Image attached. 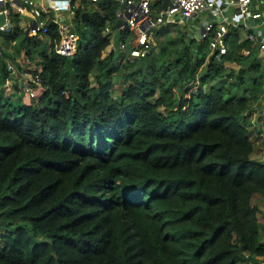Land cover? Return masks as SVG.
<instances>
[{"label": "trees", "instance_id": "obj_1", "mask_svg": "<svg viewBox=\"0 0 264 264\" xmlns=\"http://www.w3.org/2000/svg\"><path fill=\"white\" fill-rule=\"evenodd\" d=\"M81 3L74 21L85 32L75 25L71 58L53 51V26L33 38L14 26L3 38L42 66L33 97L4 96L7 62L20 61L0 46V264L264 260L254 202L264 203V161L252 157L244 123L262 91L251 43L230 29L217 61L208 40L182 36L172 60L150 45L133 64H117L102 55L119 4ZM134 38L124 30L128 52ZM116 77L126 82L114 90Z\"/></svg>", "mask_w": 264, "mask_h": 264}, {"label": "built area", "instance_id": "obj_2", "mask_svg": "<svg viewBox=\"0 0 264 264\" xmlns=\"http://www.w3.org/2000/svg\"><path fill=\"white\" fill-rule=\"evenodd\" d=\"M76 0H0V15L4 16V23L0 24V46L3 38L15 30L10 19L11 12L8 6L17 8L20 14L28 12L33 21L26 26L29 36H42L50 32L51 23L55 28L56 38L53 41V51L61 57H73L77 52L78 35L75 31L74 17ZM97 0H92L96 2ZM124 6V11H118L117 15L122 19L120 29H132L136 33V46L129 51L130 58L139 59L148 54L151 44L152 30L163 22L172 23L176 19H193L196 16L211 11L217 14V0H166L167 5L156 14L152 8L153 0H114ZM255 0H236L237 11L235 17L243 19L238 22H230L223 17L217 23L208 40V48L219 58L226 53L224 40L228 31H238L240 27H247L248 8ZM49 15V20L46 18ZM247 39L253 43H259V48L264 50V36L259 33L248 34ZM124 47V46H122ZM9 79L16 70L11 62H7ZM34 81H39V76H34ZM9 81V80H8ZM23 92L34 96V89L26 85ZM69 97L70 92H63ZM264 98V95H263ZM258 264H264V260Z\"/></svg>", "mask_w": 264, "mask_h": 264}, {"label": "crops", "instance_id": "obj_3", "mask_svg": "<svg viewBox=\"0 0 264 264\" xmlns=\"http://www.w3.org/2000/svg\"><path fill=\"white\" fill-rule=\"evenodd\" d=\"M154 2L155 0H153V3ZM167 4L168 3L166 0H162V4L159 7L153 8L154 13L157 14L159 10L166 7ZM75 6L83 7L81 0H76ZM119 7L116 10L117 28L114 29L111 26H107L105 28L104 35H106V37L109 38L110 44L107 46V48L104 51L107 50L108 52V56L106 59H108L111 56V54H113L117 58V61L121 63L122 61H126V60L129 61L132 59L130 58L129 52H128L130 41L125 42L122 40L124 30L126 29L119 28V25L122 21V19L117 15L118 11H121ZM236 11H237L236 0H217V14L216 15H214V13H212L211 11H206L196 16L193 19H187V20L186 19L185 20L176 19L172 23L163 22L152 30L151 40H153V38L160 39L161 37H164V38L170 37L168 39V42H169L170 40H172V38H175V40L177 41L179 37L183 36V37H186L185 39H187L188 41L193 40L196 44H199L201 42H204L210 39L212 31L217 27L218 21H220L223 17H225L228 21L232 23L238 22L239 20L240 22H242L243 19H239L234 16ZM46 18L49 19V16H47ZM15 19L17 20V24H18L17 26L19 30H21L26 35V37H29L26 31V26L30 24L33 20H31L30 22L24 23V22H21L18 16H15ZM185 21L186 22L188 21L187 28L182 24ZM82 22L84 23L85 21H83L82 19ZM247 24H248L247 27L242 26L239 28L238 31H236L237 36H238V43L249 41L247 37H248V34L250 33L255 34V33L260 32L262 36H264V0H255L249 6ZM134 34H135L134 39L136 42V33L134 32ZM249 42L251 43V48L255 49L256 51V63L258 65V71L262 75V79H261L262 80V86H261L262 91L255 101L251 100V109L247 111V113L245 114L244 123L251 132V139L254 144V151H253L252 157L255 159L264 161V98H263V95H264V50H261L259 48L258 42L257 43H253L251 41ZM5 43L7 44L12 43L13 45H15L16 40H9L6 42L3 40L1 42V47H2V44H4L3 46L6 47L7 44ZM5 47L4 49L8 50ZM242 52L244 55H247L249 50L243 49ZM102 59L106 60L103 55H102ZM14 64L16 65V68L18 70L16 69V72L12 76V78H10L11 79L10 81H8L9 80V76H8L5 87L6 88L9 87L10 82H11L12 94H14L15 96L19 94L20 96L23 93V88L26 85H28L27 83H25V81H28L27 76L34 77L35 75L40 74L42 70L41 69L42 66L36 65L37 68H40L38 69V71H34V70L29 71V68L25 70L22 65L15 63V62ZM231 66H232L231 68H233L235 71H238L239 69L238 65L232 64ZM90 79H93V77L91 76ZM255 142L257 143V145ZM254 200H255L254 202L258 204L259 209H260L259 221L261 224L262 242L264 243V203L259 197H255ZM260 261H261V258L257 257L255 263L250 262V261H244L238 264H258Z\"/></svg>", "mask_w": 264, "mask_h": 264}, {"label": "rangeland", "instance_id": "obj_4", "mask_svg": "<svg viewBox=\"0 0 264 264\" xmlns=\"http://www.w3.org/2000/svg\"><path fill=\"white\" fill-rule=\"evenodd\" d=\"M90 1V0H89ZM97 2H98V0L96 1V2H94V5H97ZM121 10H123L124 11V6H122V5H120V7H119ZM8 9L10 10V12H11V15H10V19H11V21H12V23L14 24V26H17L18 24H17V20L15 19V16H18L19 17V19L21 20V22H24V23H27V22H30L31 20H33V18L31 17V15H29L27 12L25 13V14H19V12L17 11V8H15V7H10V6H8ZM186 28H187V26H188V21L186 22H183L182 23ZM74 25H78V27H79V30H80V32H85L84 30H85V28L83 27V26H79V24L77 23V22H75L74 21ZM30 38H33V37H37V36H29ZM170 37H161L160 39L158 38V39H155V38H153V40H151V44L150 45H155V55H157L158 56V58H160L161 59V56H160V54H161V52L163 51V50H165V52H166V54H168L169 56H170V59L172 60V57L174 56V49H176V43H177V41L175 40V38H172V40H170V41H172V42H174L173 44L174 45H172V47H166V48H163L164 47V44L166 45L167 43H168V39H169ZM155 39V40H154ZM154 41H156V42H154ZM169 41V42H170ZM5 44H7V43H5ZM4 44H2V47L4 48L5 46H3ZM6 49H8L7 51H9V52H11L13 55H14V58H16V60H18V61H20V65H22L23 66V68L26 70L27 68H29V71H32V70H34V71H38V69H40V68H37L36 67V64H35V62L34 61H32L31 59H29L28 57H26V53L24 52V51H18L17 49H16V44L15 45H13L12 43H8L7 45H6V47H5ZM198 55L199 54H197V50H195V57H198ZM103 56L105 57V59L107 58V56H108V52H107V50L106 51H104V53H103ZM32 58H34V59H38V55L35 53V54H33V56H32ZM217 59V61H219L218 60V58H216ZM130 61V63L131 64H133L135 61H136V59H134L133 61L132 60H129ZM10 62V61H9ZM123 62V61H122ZM117 64L118 63H120L119 61H117L116 62ZM11 64H13L14 65V67H15V70L17 69L16 68V65L14 64V62H12L11 61ZM122 64V63H121ZM137 65V64H136ZM232 63H228V62H226L225 64H224V67L226 68V69H229V68H231L232 66ZM236 65V64H235ZM37 68V69H36ZM42 69V68H41ZM123 69V76L125 75L126 76V74L128 73V69H125V68H122ZM18 70V69H17ZM42 71V70H41ZM41 73V72H40ZM14 75V74H13ZM38 76H39V74H37ZM138 77H140V76H138ZM12 78V77H11ZM34 79V77L32 76V77H29V76H27V80L28 81H25V83H27L28 85H31V83L34 81L33 80ZM11 79H9V81H10ZM115 80H116V82L114 83V90H117L118 89V87H120L121 86V84L122 83H124V82H126V77H124V78H122V79H119L118 77H116L115 78ZM12 83H13V81H12ZM8 88V89H7ZM5 87L4 86V88H3V94H4V96L5 97H7L8 99H10V100H12V101H14V102H17L19 99H20V96H19V94L18 95H14V94H12V89H11V82H10V85H9V87ZM187 88H189V90L190 91H192V92H194V91H196V88H197V84L196 83H194V82H190V83H188V86H187ZM24 93V92H23ZM31 97H33V96H31ZM256 143V142H255ZM259 143V142H258ZM256 145H257V143H256ZM255 201V200H254Z\"/></svg>", "mask_w": 264, "mask_h": 264}, {"label": "water", "instance_id": "obj_5", "mask_svg": "<svg viewBox=\"0 0 264 264\" xmlns=\"http://www.w3.org/2000/svg\"><path fill=\"white\" fill-rule=\"evenodd\" d=\"M2 5H0V7H1ZM87 16H88V13H83L82 14V19H83V21H86V19H87ZM183 20H185V18L183 19ZM4 23V16L3 15H0V24H3ZM53 25V23H51V26Z\"/></svg>", "mask_w": 264, "mask_h": 264}]
</instances>
